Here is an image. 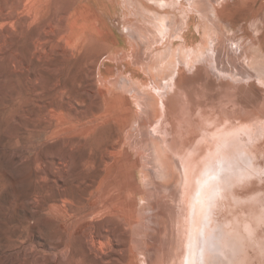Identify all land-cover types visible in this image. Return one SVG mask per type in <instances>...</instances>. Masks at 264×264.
<instances>
[{
    "label": "rangeland",
    "instance_id": "374dc122",
    "mask_svg": "<svg viewBox=\"0 0 264 264\" xmlns=\"http://www.w3.org/2000/svg\"><path fill=\"white\" fill-rule=\"evenodd\" d=\"M32 1L34 8L30 7ZM73 1L0 0V264H146L142 245L152 242V230L142 225L148 224L145 219L149 207L144 205H155V200L151 197L147 201L143 199L150 186L144 180L138 145L129 143L131 146L128 144L125 149L130 162L141 168L131 171L130 167L121 166L118 172L115 169L112 196L105 195V188L93 197L90 195L87 186L98 169L99 158L87 166L83 165V158L90 150L105 146L120 133L134 140L139 134L143 135L144 131L137 128L138 122L142 126L146 124L148 129L153 127L149 125L151 106L159 89L162 90L161 83L169 79L166 74L171 76V70H166L168 65L165 66L170 54L163 55L162 52L171 42L176 45L184 43L171 31L175 22L184 29V36L192 39L190 42L193 47L197 46V50L204 43L209 42L211 46L207 54L194 53L181 58L184 64L197 65L203 72L202 82L196 77L193 79L197 92L201 89L198 85L214 88L212 92H206L209 102L204 105L206 113L211 116L201 124L197 121L189 123L188 129H193V135L184 151L187 167L196 176L193 167L200 161L203 165L197 170L198 175L202 174L199 185L195 189V183L190 184L191 198L188 199L197 211L209 200L214 205L218 194L209 196L215 194L213 189L226 187L240 169L243 179H240L241 187L236 195L239 197L238 218L243 224L242 242L246 247L242 264H264V130L258 128L254 131L256 124L255 128L247 124H236L231 128L228 119L220 117L231 120L237 117L236 112L232 113L233 99L229 100L237 93L230 85L234 83L224 84L226 79L234 80L231 75L240 76L244 88L248 84L251 86L253 81V86L264 89V0H212L211 5L206 3L204 6L197 1L192 3V0H81L82 15L86 17L82 18L90 20L97 28L99 40L70 51L66 49L62 35L65 11L75 5ZM213 4L217 7L209 17L205 10ZM86 7L88 9H84ZM156 9L172 18L169 29H156L157 23L154 24L148 15L143 18ZM187 20L191 23L190 30L186 28ZM132 24L144 27L147 36L151 37L150 40L137 39L144 47L143 52L139 51L140 56L129 51L132 40L127 39L130 36L126 31L134 32ZM219 47L222 51L217 57L216 48ZM106 65L114 66L115 71ZM165 76L163 81L159 79ZM224 104L229 106L225 108ZM243 106L248 105L243 103ZM252 106L258 110L259 116L264 114V97H258ZM53 109L61 111L53 112ZM103 113H107L104 118H94V115ZM63 122L66 127L71 124L80 129L85 125L84 129L91 125L95 128L87 137L80 129L73 135L52 132L57 127L55 125ZM235 128H240L237 134H234ZM247 131L255 134L246 136L244 132ZM236 135H239L238 139L233 140ZM64 142L75 143L77 151L72 154L67 174L62 181L58 178L57 183L53 181L56 173L52 174L50 170L53 162H58L62 155L70 156L64 150ZM146 142L142 140L145 146L141 143L140 149L149 157L153 155L151 160L155 163L156 154H152L153 147ZM251 146L252 150H243V147ZM160 153L169 164L170 176L174 177L176 160L170 149L167 147ZM123 161L120 159L118 163ZM208 168L214 170L211 177H205ZM161 185L160 182L155 184L153 199L157 197L159 200ZM62 188L65 189L63 192ZM63 196L68 198V214L61 207L51 209L53 204H64L61 201ZM107 198H112L128 216H81L82 212L91 209L92 200L97 199L100 204ZM223 205L226 208V196ZM133 215L140 216L135 217V221ZM208 216L219 218L216 209L212 212V207H208ZM142 236L145 240L141 239ZM247 239L256 240L260 245ZM176 253L177 258L178 251Z\"/></svg>",
    "mask_w": 264,
    "mask_h": 264
},
{
    "label": "bare ground",
    "instance_id": "6f19581e",
    "mask_svg": "<svg viewBox=\"0 0 264 264\" xmlns=\"http://www.w3.org/2000/svg\"><path fill=\"white\" fill-rule=\"evenodd\" d=\"M80 1L81 0H74L73 4H75V5L69 7L67 9V11H65L66 12V14L64 16L65 25H64L62 38L65 41L66 49H68L70 51H73L74 48L80 49L81 47H84L85 44H87L89 42H93L94 40H99V37L97 35L98 34L97 28L92 24V22H90V20L86 21V19L84 20V18H82V16H84V15H82L84 12H83V8L81 7ZM193 1H195V2L197 1L196 3L200 4L201 6H204V5H206V3H208L207 5H211L210 2L212 0H201L200 2H199V0H192V3H193ZM213 1L217 2L218 0H213ZM33 2L34 1L30 2L31 8H34ZM143 5L145 6L147 4L145 3ZM201 6L199 8H201ZM209 7H207L208 9L205 11H206L207 15L210 17V14L212 13L213 8L217 7V4H213V6H211V8H209ZM142 8H144V7H142ZM84 9H88V8L86 7ZM196 9H198V8H196ZM143 11L145 13V10H143ZM147 11L148 10L146 7V13H147ZM155 11L156 12L150 11L151 13L148 12V14H145V15H143L144 13L143 14L141 13V14L143 15V18H144V16L148 15L147 17L150 18V20H152V22L154 24L157 23V25L155 26L156 29H157V27H159L160 30L162 29V31H163L164 27L169 29L170 24L172 23L171 22L172 18L170 17L171 18V20H170V18H168L169 16L166 15L165 12L161 13L158 9H156ZM88 15H87V17H88ZM97 16H99V15H97ZM175 17H176V15H175ZM186 23H187L186 28L190 30V26H191L190 21L188 22V20H187ZM177 24H178V22L177 23L175 22V25H171V31L174 32V35H176V37H179V38L181 37L180 39L184 40V43L181 42V43H179L180 45H176V44H174V42H171V44L169 43L170 45H168V44H167V46L165 45L166 47H164L165 49L162 52L163 55L166 53L170 54V59L166 60L167 63L165 62L166 63L165 66L167 67V65H168V68L166 70H168V69H169V71L171 70V76H168L167 75L168 73L166 74V71H165V74L169 79H166L164 83H161L162 84L161 85L162 90L159 89V91L157 93L156 100L155 101L153 100L154 104H152V106H151V108H153V111L151 113L152 114L151 119L149 120V125L153 126V127L148 129L146 124H143L144 126H142L138 122L137 128L138 129L140 128L139 130L144 131L143 135L139 134V136H137L138 139L135 138V140H134L132 137L125 136L126 134L123 136V134L120 133L117 137L109 140L107 142L108 144H105V146L98 148L96 150H93V149L90 150L88 152L87 157L83 158V165L87 166V165L93 164L94 162H96V159L98 157L99 158V166H98V169H96L94 171L93 176L91 178V181L87 187L90 190V195L92 197L100 189H104V188L106 189L105 195H109V196L111 195L112 196L113 192H115L114 189L111 187L113 185L112 183L115 181L113 178V176H115V174L113 172L114 171L116 172L115 169H117V172H118V169L121 166L122 167H124V166L130 167L131 171L134 169L141 168V166L138 167V164H133L132 162H130V155L127 154V151H126L127 149H125V147H127L129 143H132V144L136 143L138 145V148H139L137 150L139 151V155L141 157V162H142V166H143L142 169H143L144 180H145L147 186L148 185L150 186V187L148 186L150 188V190L148 191V194H146L143 199H144V201L145 200L147 201V199L149 200L151 197V200H155L154 201L155 205H149L150 203L148 205H146V204L144 205V207H149L147 214L144 211V213L147 215V217H146L147 220L145 219V221L148 224H145V223L142 224L141 223L144 226V228H145V226H147L149 228L148 230H152V232L150 233V234H152L151 235L152 236V242L148 245L144 244L145 246L142 245L144 247V250H145L144 254H145L146 264H150V262H151V264H242L243 254L245 253L243 251L245 250L246 247L244 248L243 242H242V237H243V235H242L243 234L242 233L243 232L242 231L243 226L242 225L243 224H242L240 218H238L239 214H238L237 208H238V203H239V201H238L239 197H238V195H236L237 194L236 192H238L239 187H241L240 186V179H241L240 174H242V173H240V169H239L237 177L233 178L234 180H231L226 187L221 186V187H217V188L213 189V190H215V194L214 195L210 194L209 196L215 197L216 194H218L217 200L215 201L214 205H212L210 203V200H209L207 205L203 206L202 208L200 207L197 211V209L191 205V200L188 199V198H191V191H190L191 185L190 184L195 183V189L199 185V182H200L199 177H201L202 174L198 175L197 170L200 168V166L203 165V163L200 161L199 163H197L193 167L197 177L194 175L193 171H191V168L188 169V167H187L186 155H185L184 151L189 146L190 140H191L192 135H193V129L192 130L188 129L189 123L190 122L194 123L195 121H197L199 124H201L207 116H211L210 114L206 113L204 105H207L209 102V101L207 102V100H206L207 99L206 95L208 94L206 92H210V91L212 92L214 90V88L209 86L210 87V89H209L208 86L206 88H204L201 85H198V87H201V89H199V91L197 92L195 89L197 84H194L195 82H193L194 81L193 79L196 77L197 79H201V82H202L203 81L202 80V78H203L202 73L203 72H200L199 66L194 65L193 67H190L186 63L184 64L183 61L181 60L182 55H184L186 57L187 56L190 57V56L194 55V53H196L198 55L199 54L200 55L207 54L206 51L211 50L210 43L207 41L208 43H204L205 45L202 46V48L200 50H197L198 49L197 46H195L197 48L196 49L195 47L192 46V43L190 42V41H192V39H187L186 36H184V32H185L184 29H182V27L179 28V25L177 26ZM179 24H180V22H179ZM130 26H131V24H130ZM132 26L134 28V30H133L134 32H132L131 30L126 31V32H128V34L130 36L127 39L129 41L132 40L130 43L131 47H130L129 51L137 52V54H135V55L140 56L139 51L143 52L144 47H143V43L141 45L140 44L141 42L139 43L137 41V39H140L139 37H142V39L145 38V39L150 40L151 37L147 36V34L145 33L146 31L143 30L144 27H142L141 25H135L134 26L132 24ZM180 26H182V25L180 24ZM181 29H182V31H181ZM132 33H134V34H132ZM114 38H116V37L114 36ZM150 44H151V42H150ZM221 44H223V42ZM147 47H149V46H147ZM145 48H146V46H145ZM152 51H153V49H152ZM216 51L218 54L217 57H219L221 54L222 48L221 47L216 48ZM131 56H134V55H130V57ZM161 58H163V57H161ZM164 60H165V58H164ZM161 62H162V60H161ZM159 65H157L158 68H160ZM153 66H151V67H153ZM160 66H162V65H160ZM156 67H155V69H157ZM183 67H185L187 70H185V69L183 70ZM107 68L113 69L115 71L114 66L110 65V66H107ZM136 70H138V69H136ZM162 70H164V69H162ZM156 74H157V71H156ZM162 74H164V73H162ZM225 74H227V73L225 72ZM137 76L140 77V75H137ZM166 76L164 78H159V79L163 81L166 78ZM227 76H223V77H227ZM232 76L235 77L234 80L227 81V79H226V81L224 80L225 81L224 84H230L229 82L234 83V84H230V85H232V87L236 89L237 93H236V96H235V94H233L235 97L234 98L230 97L231 99H229V100L233 99V103H232L233 105L232 106H234V107L231 106L232 113L236 112L237 117L235 120H231L230 118H226L224 116H220V117L223 119H226V120L228 119L227 121L230 124L231 128H233V126H235L236 124H247L250 127L255 128L254 125L256 124V128L254 131H256L258 128L260 131L264 130V127H261L262 125H264V114L259 116L260 113L258 112V110H256L252 106L254 104L255 100L258 99V97H261V96L264 97V89L253 86V81H251V86L247 83L248 85H246V87L244 88L243 87L244 83H243V81L240 80V76H238L236 74L231 75V77ZM144 77L146 78V76H144ZM154 79H156V78H154ZM248 82H250V81H248ZM116 84H117V82H116ZM137 84L138 83H136V86L139 87ZM155 84H157V82ZM204 84H205V82H204ZM239 84H241V87H239ZM104 85H107V84H104ZM118 85H120V83H118ZM137 89H139V88H137ZM145 91H144V93H145ZM136 92H138V90ZM132 94H134V93L132 92ZM140 94H142V93H140ZM151 95H154V94H151ZM145 100H146V98H145ZM150 103H148V104L150 105ZM243 103H246L248 106H243ZM229 104H230V102H229ZM224 106H225V104H224ZM226 106H229V105L226 104ZM226 106H225V108H226ZM143 110H145V109H143ZM52 111L54 112V111H61V110H54L53 109ZM223 112H224V109H223ZM68 113L65 115H68ZM70 113H72V112L70 111ZM70 113H69V116L71 115ZM147 113H148V111H147ZM226 113H227V111H226ZM58 115H59V112H58ZM105 115H107V113H103L101 115H94V118H97V119L98 118H104L103 116H105ZM72 117H73V115H72ZM67 118H70V117H67ZM91 120L89 122H91ZM85 124L86 123H84V125ZM55 126H57V127H54L52 129V132H54V133H56V132H61V133L69 132V133H71V135H73L74 133L77 132L78 129H80V128H77V125L71 126V124H70V126L66 127L64 122L60 123V124L58 123ZM84 127L82 129H80V131L84 130L83 133L86 134V137H87L89 132L93 131V129L95 128V125H91V126L87 127V129H84ZM211 127L214 129L213 126H211ZM239 130H240V128H235L234 134H237L239 132ZM244 134L246 136H251L255 133H252V131H247V132H244ZM239 135L232 137V139L237 140ZM139 138L141 139V143H142V140H146L147 141L146 143L148 145L150 144L151 145V146L149 145L150 147H153L151 150L150 149L149 150L152 152V154L153 153L156 154L155 155L156 158H154V159H155V161L157 159V161L155 163L152 162V160H151V158H153L152 154H151L152 157H149V156L145 155L143 150L140 149V147H142V145H143V147L145 145H144V143H142V145H141V143L139 142V140H140ZM251 142H250V145H251ZM74 145H75V143L70 144V143L64 142V145H63L64 150H65V152H68V154L70 156L68 157V156L62 155V157L59 159L58 162L57 161L53 162V166L50 170V173H52V174L56 173V175H53L55 177L53 179V181H56L58 183V178L60 181H62L63 178L65 177V175L67 174V169L73 160L72 154L77 151L76 148H74ZM146 147H147V145H146ZM167 147L170 149L172 157L176 160V163H175L176 170L174 172V177L170 176V174H172V173L169 171V164L167 163L166 159L163 158V155L160 153L161 150H163ZM243 148H244L243 150H249V149L252 150V146L251 147H243ZM135 150L133 149V151H135ZM79 152H80V150H79ZM146 153H147V151H146ZM242 153H243V151H242ZM240 158H241V155H240ZM243 158L244 157H242V160H243ZM120 159L124 160L122 164L118 163V161ZM251 159H249V160H251ZM239 162L241 165L240 159H239ZM242 164H243V162H242ZM228 171H230V170H228ZM57 174H58V177H57ZM213 174H214L213 168H208L205 171V177H211ZM50 178H52V177H50ZM242 179H243V177H242ZM163 180H165V181L162 182ZM157 182H160L162 184L161 188H160L161 196H160L159 200L156 199L157 197L155 199L152 198V197H154L153 195L156 192V189L154 190L153 188H154L155 184H157ZM185 188H186V191H184ZM59 189H60V187H59ZM158 189H159V187L157 188V190ZM61 190L63 192L65 189L62 188ZM230 190H232V194H230ZM144 194H145V191H144ZM147 195H149V196L147 197ZM225 196L227 199L226 208L223 205ZM208 199H209V197H208ZM61 201L64 203L63 205L57 206V205L53 204V205H51V209L56 210L58 207H61V209L66 214H68V212H69L67 209L68 206L66 207V204L68 203V198L66 196L65 197L63 196ZM90 203L92 206L91 209L88 211L86 210L85 213L82 212L81 216H83V217L94 216L95 218L97 216L102 217V216H107V215L111 216V215H116V214H118L119 216L122 214H124L125 216H128V213H126V212L123 213V211L121 210V207L112 198L111 199H108V198L103 199L100 204H99V201L97 199L92 200ZM229 205L232 206V209L229 208L230 207ZM208 207H212V212H215V209H216L219 218H217V216H212V218L209 217L208 216ZM136 210H135V213L137 212ZM138 216H140V215H138ZM138 216L137 215L134 216L133 219L135 217L137 218ZM252 217H254V216H252ZM136 218H135V221H136ZM255 222H257V221H255ZM134 223H136V222H134ZM125 226H126V224H125ZM148 230H146V231L148 232ZM256 230H257V228H256ZM247 232H248V230H247ZM143 233L145 234V232H143ZM252 234L254 235V233H252ZM252 234L250 237L253 236ZM245 235L246 234H244V238H245ZM247 235L249 236V234H247ZM248 236H246V237H248ZM260 236H261V234H260ZM108 238H109V236H108ZM141 239H143V236ZM252 239H254V238H252ZM143 240H145V238ZM102 241H103V239H102ZM139 241H140V239H139ZM245 241H246V238H245ZM245 241H244V243H245ZM248 241H250V240H248ZM258 241H261V240H258ZM104 242H107V240L106 241L104 240ZM142 242H145V241H142ZM252 242H256V244H258V246L260 245V243H257L256 240H254V241L252 240ZM92 244H93V242H92ZM107 246H109V245H107ZM131 246H133V245H131ZM252 246H253V244L251 245V247ZM249 247H250V245H249ZM254 247H255V244H254ZM134 248L137 249L136 247H134ZM247 249H248V247H247ZM262 250L263 249H261L260 251H262ZM176 251H178V257H177L178 261L176 258V255H177ZM256 259H254V260H256Z\"/></svg>",
    "mask_w": 264,
    "mask_h": 264
}]
</instances>
